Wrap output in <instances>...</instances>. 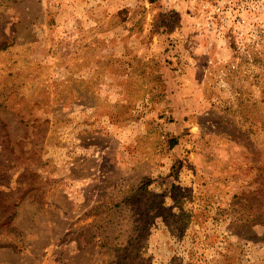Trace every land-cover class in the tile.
Instances as JSON below:
<instances>
[{"label":"rangeland","instance_id":"1","mask_svg":"<svg viewBox=\"0 0 264 264\" xmlns=\"http://www.w3.org/2000/svg\"><path fill=\"white\" fill-rule=\"evenodd\" d=\"M0 264H264V0H0Z\"/></svg>","mask_w":264,"mask_h":264}]
</instances>
